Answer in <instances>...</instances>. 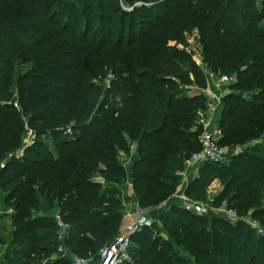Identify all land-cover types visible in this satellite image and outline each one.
Masks as SVG:
<instances>
[{"label": "trees", "instance_id": "16d2710c", "mask_svg": "<svg viewBox=\"0 0 264 264\" xmlns=\"http://www.w3.org/2000/svg\"><path fill=\"white\" fill-rule=\"evenodd\" d=\"M263 19L264 0H0V190L16 210L4 264H72L45 263L59 243L45 204L68 224L70 249L96 255L120 232L129 175L166 237L135 233L125 264H264V235L244 222L162 209L205 129L208 98L185 85L205 87L206 75L177 47L198 29L204 61L238 76L219 122L220 144L238 150L204 164L185 192L204 199L219 179L215 202L252 211L264 227ZM28 127L35 139L25 147ZM68 127L75 137L63 136Z\"/></svg>", "mask_w": 264, "mask_h": 264}, {"label": "built area", "instance_id": "2783aa9c", "mask_svg": "<svg viewBox=\"0 0 264 264\" xmlns=\"http://www.w3.org/2000/svg\"><path fill=\"white\" fill-rule=\"evenodd\" d=\"M199 64V62L197 61ZM208 73V72H206ZM209 74V73H208ZM214 78V74H210ZM236 79H232L228 76H221L218 79H214L212 86L207 94H205L208 101V108L213 109L220 105V102L224 95L228 91V84L235 83ZM221 130L214 128H205L201 133L199 140L201 143V149L192 153V155L185 160L186 168L192 167L195 163L201 162H213L219 163L234 151L226 146L220 144L222 137ZM75 131L72 128H68L65 131L67 137H75ZM30 145L25 142V147ZM24 148L16 153V157L23 156ZM236 152V151H235ZM180 200V206L186 211L196 213L201 216H222L232 223L244 222L250 229L257 232V234L264 235V228L260 222L253 216L252 211H249L247 215H240L238 211L229 205L227 199L217 204L214 198L203 202L192 199L186 194L185 189L177 195ZM136 217L132 219L131 223L123 228L111 241L104 244L96 255L83 256L74 253L66 243L68 234V224L64 220L61 214L57 213L54 217L58 232V247L55 251V257L70 256L72 264H125L132 260L131 248H132V236L135 233L140 232L144 228H152L157 232L161 225H159L156 215L149 214L142 206L136 205Z\"/></svg>", "mask_w": 264, "mask_h": 264}, {"label": "crops", "instance_id": "0c3cea01", "mask_svg": "<svg viewBox=\"0 0 264 264\" xmlns=\"http://www.w3.org/2000/svg\"><path fill=\"white\" fill-rule=\"evenodd\" d=\"M223 107L222 105H218L217 107L213 109L208 108L207 117L204 120L205 128L214 129L216 126H219V122L221 119ZM136 145L133 147V152L135 151ZM204 162L201 163H195L190 168H186V165L184 163V169L181 173V183L179 186L178 192L169 199L166 203L163 204L162 209L167 210L169 207H171L174 204L180 205V200L177 195L181 193L184 189H186L187 185L199 174L200 168L204 165ZM220 186H222V183L219 179L214 180L211 185L208 193L211 198L216 199V196L220 192ZM122 191H123V204H124V218L122 221V225L120 227V231L127 227L133 218H135L136 215V205L138 204L137 199L134 194L133 190V184L131 176L129 175L128 180L124 182L121 185ZM222 188V187H221ZM209 199V198H208ZM218 204V203H217ZM43 214L55 216L57 214V210L52 209L50 206L47 208L44 207ZM151 215H158L156 212H150L147 211ZM12 212L10 210L6 195L3 191L0 190V230L4 228L6 225L7 229L4 231H1L0 234V264H4V258L5 253L8 250V243L7 241L10 239L11 232L13 230V222H12ZM159 222V221H158ZM5 223V225H4ZM159 225L161 223L159 222ZM5 243H3V242ZM58 257H55V253H53L50 257L45 259V263H50L54 261Z\"/></svg>", "mask_w": 264, "mask_h": 264}, {"label": "rangeland", "instance_id": "374dc122", "mask_svg": "<svg viewBox=\"0 0 264 264\" xmlns=\"http://www.w3.org/2000/svg\"><path fill=\"white\" fill-rule=\"evenodd\" d=\"M98 2V1H97ZM141 4V2H137L135 5H140ZM127 10H132V8L134 7V6H131V7H126V5L124 6ZM85 15V14H84ZM87 15V14H86ZM263 23H264V19H263V21H262ZM185 37H186V41L185 42H183V43H179V44H177V47L179 48V49H181V50H185V51H187L190 55H191V57H192V60L197 64V66L203 71V73H205V75H206V81H207V86H205V87H199V86H197V85H195V84H188V85H185V88L187 89V90H189V95H205V94H207V92L210 90V89H213L214 87L212 86V83H213V80L214 79H218V78H220L221 76H228V77H231L232 79H236V81H235V83L237 82V79H238V76L236 75V73H234V74H226V73H222V72H217V71H214V70H212L211 68H210V66L204 61V55H203V53H204V47H203V44L201 43V41H200V37H201V35H200V30H198V29H195L194 30V33H192V32H189V31H186L185 32ZM175 43V42H174ZM174 45H176V43L174 44ZM197 61L199 62V64L197 63ZM206 72H208V73H206ZM214 74V78H212L211 76H210V74ZM111 79V76H109L108 75V78L106 79V83H108L109 84V80ZM235 83H230V84H228L227 86H228V93L226 94V95H228V94H232V93H239V91L240 90H238V88H234V87H232V85H235ZM226 95H224V97L226 96ZM245 96H248V95H251V93H246L245 92V94H244ZM224 97L222 98V100H221V102H220V105H222V107H223V99H224ZM208 98V97H207ZM209 101V99H207V102ZM14 106L19 110V109H21V107H20V105H19V102L18 101H15L14 102ZM207 112H208V109H207ZM200 120H201V122H203L204 123V120H205V118L207 117V115H206V112H200ZM68 128H71V127H68ZM67 128V129H68ZM216 128L217 129H219V130H221L220 128H219V126H216ZM65 131L66 130H64L63 131V136L64 137H67L66 136V134H65ZM221 132V135H222V130L220 131ZM75 134H77V133H75ZM55 138H56V136H54L51 132H48V133H46V135H43L40 139H41V142L44 144V146L43 147H40L39 148V151H42V153H43V155L45 156V157H49V155H53L54 154V151H55V146H54V140H55ZM34 139H35V134H34V132L28 127V134H27V136H26V139H25V142L26 143H28L29 141H30V145H34ZM258 143H262L261 142V140H259L258 141ZM251 144L253 145V142L252 143H250L249 145L251 146ZM226 147H228V148H230L231 150H232V152L234 151H237L238 150V148L236 149V148H231L229 145H225ZM25 149L23 150V152L25 153ZM39 160H43V157H39L38 158ZM226 159V158H225ZM207 163V162H206ZM205 163V164H206ZM96 180H102V178L100 179V177H96L95 178ZM211 185V184H210ZM210 185L208 186V187H206V189H205V193H206V197L204 198V199H197L198 201H203V202H205V201H207V200H209L208 198H211L209 195V193H208V191H209V187H210ZM221 187L222 186H220V190H221ZM49 206V204H45L44 205V207H48ZM10 207V206H9ZM43 207V208H44ZM108 207H111V208H113L114 210L117 208L115 205H113V204H111V205H109ZM145 209V208H144ZM10 210H11V212H12V216L14 215V213L16 212V210L13 208V207H10ZM146 211H147V209H145ZM211 217H213V216H211ZM257 219V218H256ZM12 220V219H11ZM258 220V219H257ZM13 221V220H12ZM259 222H260V220H258ZM260 224H261V222H260ZM4 225H5V223H4ZM261 226H262V224H261ZM263 227V226H262ZM264 228V227H263ZM5 229H7V227H6V225L4 226V228H2V230H0V234H1V231H4ZM159 233H161L162 232V234L164 235V237H166V234H165V232H163L162 231V226H160V228H159Z\"/></svg>", "mask_w": 264, "mask_h": 264}]
</instances>
